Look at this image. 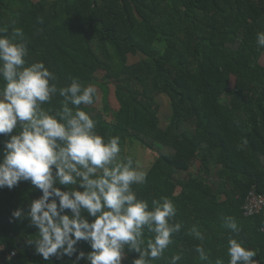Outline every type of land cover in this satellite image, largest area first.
<instances>
[{
  "label": "trees",
  "instance_id": "16d2710c",
  "mask_svg": "<svg viewBox=\"0 0 264 264\" xmlns=\"http://www.w3.org/2000/svg\"><path fill=\"white\" fill-rule=\"evenodd\" d=\"M14 27L23 29L26 65L42 61L58 89L73 80L96 88L93 104L79 107L106 141L120 137V159L132 158L136 167L126 149L129 140L166 150L148 168L145 183L132 186L149 208L154 199H171L177 209L171 222L182 225L163 256L150 264H169L175 254L181 255L178 264H202L198 245L212 264L218 258L228 264L233 238L255 250L253 259L264 264V213L245 216L242 209L251 190L264 194V48L256 43L257 32L264 31V0H0V29H5L0 35H10ZM131 55L140 58L130 62ZM111 83L117 109L108 100ZM159 95L170 99L165 126ZM63 100L57 91L41 107L55 115ZM191 121L193 129H181ZM19 130L18 125L0 134V158ZM55 186L84 190L79 184ZM42 195L30 180L0 188L2 264H89L92 249L85 240L77 242L72 256L45 260L35 254L29 241L38 229L27 213ZM52 199L59 206V198ZM17 209L23 213L18 220L12 217ZM81 216L94 219L86 210ZM223 216L235 217L240 231L224 228ZM194 224L203 241L188 234ZM142 238H153L146 226ZM81 251L85 258L78 259ZM122 256L121 264H133L139 253L125 245Z\"/></svg>",
  "mask_w": 264,
  "mask_h": 264
},
{
  "label": "clouds",
  "instance_id": "9594fccd",
  "mask_svg": "<svg viewBox=\"0 0 264 264\" xmlns=\"http://www.w3.org/2000/svg\"><path fill=\"white\" fill-rule=\"evenodd\" d=\"M23 37L20 27H14L8 36L0 35V134L20 127L4 145L0 188L11 189L21 180H30L42 190L43 195L32 201L27 213L38 229L29 245L48 260L54 255L72 256L77 242L85 240L92 249L87 254L89 264H121L122 250L128 245L139 253L133 264H150L163 256L173 243V234L181 231L180 222H171L177 211L174 202L162 197L152 200L149 208L147 201L137 198L132 186L145 183L147 173L138 161L133 167L132 158L120 159V137L106 141L96 131L97 122L79 107L93 104L96 88L73 80L58 89L50 83L55 75L42 61L26 65L28 48ZM256 43L264 48V31L257 32ZM57 91L64 100L62 110L53 115L41 105L50 102ZM57 182L79 184L84 190L62 191L55 186ZM50 197H58L59 206ZM64 209L71 210V215L62 214ZM82 210L94 217L92 222L82 218ZM22 215L20 209L12 213L17 220ZM145 226L153 234L147 241L142 238ZM222 226L240 231L233 216H223ZM188 234L199 241L205 239L196 224ZM228 245V264H257L255 250L234 238ZM195 251L202 264H212L203 246ZM77 257L83 259L85 253L81 251ZM180 260L181 255L175 254L169 264ZM215 264L224 261L218 258Z\"/></svg>",
  "mask_w": 264,
  "mask_h": 264
},
{
  "label": "rangeland",
  "instance_id": "374dc122",
  "mask_svg": "<svg viewBox=\"0 0 264 264\" xmlns=\"http://www.w3.org/2000/svg\"><path fill=\"white\" fill-rule=\"evenodd\" d=\"M34 1H38V0H34ZM139 58L140 56L131 55L130 62H135L139 60ZM262 61L264 63V56L262 58ZM102 74L103 73H99V78H101ZM157 99L160 104L161 125L165 126L167 124L168 117L171 114L170 99L165 95H159ZM108 100L111 108L113 109L119 108V103L115 94V86L113 83L109 85ZM99 107L101 109L103 108L102 100L99 101ZM106 114L109 115L108 113ZM194 125L195 124L193 121L187 122L181 129L191 130L194 128ZM126 149L136 157L137 161L139 162L140 168L145 172H147L148 168L153 164V162L155 161V159H157L160 153L166 151L165 149H162L160 146L153 149H148L144 147L140 141L137 140L134 141L129 140L126 144ZM198 167L199 164L196 163L193 167L194 172L197 171ZM122 258H124V256H122Z\"/></svg>",
  "mask_w": 264,
  "mask_h": 264
},
{
  "label": "built area",
  "instance_id": "2783aa9c",
  "mask_svg": "<svg viewBox=\"0 0 264 264\" xmlns=\"http://www.w3.org/2000/svg\"><path fill=\"white\" fill-rule=\"evenodd\" d=\"M245 216H255L264 213V194L257 192L256 190H251L243 203L242 206ZM1 250V248H0ZM15 252H12L10 256H14ZM0 264H2L0 259Z\"/></svg>",
  "mask_w": 264,
  "mask_h": 264
}]
</instances>
